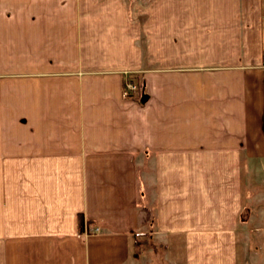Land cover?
I'll return each instance as SVG.
<instances>
[{"label":"crops","instance_id":"1","mask_svg":"<svg viewBox=\"0 0 264 264\" xmlns=\"http://www.w3.org/2000/svg\"><path fill=\"white\" fill-rule=\"evenodd\" d=\"M263 54L264 0H0V264H264Z\"/></svg>","mask_w":264,"mask_h":264},{"label":"rangeland","instance_id":"2","mask_svg":"<svg viewBox=\"0 0 264 264\" xmlns=\"http://www.w3.org/2000/svg\"><path fill=\"white\" fill-rule=\"evenodd\" d=\"M252 177H253V175H252ZM252 177L250 176V174L246 175V178L250 182L251 186H253V188L256 189L255 191L263 189L264 187H259V185H257V183H255V181L253 180ZM257 199H258V197H256V200ZM260 204H261V202L258 200V201L253 203L251 208L253 210L257 211ZM247 208H250V206ZM243 212H245V211H243ZM141 237H145L147 239V241L145 242L144 246H142L140 253L135 254V255L133 254V256L128 260V262L126 264H165V255H164L165 252H163L164 247L157 245L156 242L153 245L151 240H148L147 235L141 236ZM132 247L134 249L133 243H132ZM255 263L262 264L261 262L259 263V261L255 262Z\"/></svg>","mask_w":264,"mask_h":264},{"label":"trees","instance_id":"3","mask_svg":"<svg viewBox=\"0 0 264 264\" xmlns=\"http://www.w3.org/2000/svg\"><path fill=\"white\" fill-rule=\"evenodd\" d=\"M132 77H135L132 76ZM131 79V77H130ZM123 94L124 96H131L133 95L134 93L132 91H130L126 85H125V82H124V89H123ZM85 222L88 224V220L85 221L84 220V217L82 214L79 215V218H78V229L80 232H83L85 230ZM142 235H139V234H136V233H133V246H134V249H133V254H139L140 250L142 249V246H144L145 242L147 241V239L145 237H141Z\"/></svg>","mask_w":264,"mask_h":264},{"label":"built area","instance_id":"4","mask_svg":"<svg viewBox=\"0 0 264 264\" xmlns=\"http://www.w3.org/2000/svg\"><path fill=\"white\" fill-rule=\"evenodd\" d=\"M263 61H264V54H263ZM125 85L130 91L134 92L139 87L140 82L137 83L135 79H131V80L127 79L125 80ZM86 227L89 228L90 231H97L98 229L97 226H91V227L87 226V223L85 222V228Z\"/></svg>","mask_w":264,"mask_h":264}]
</instances>
